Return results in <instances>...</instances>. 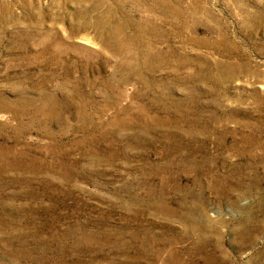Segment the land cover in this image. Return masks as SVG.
I'll list each match as a JSON object with an SVG mask.
<instances>
[{
    "label": "rangeland",
    "instance_id": "374dc122",
    "mask_svg": "<svg viewBox=\"0 0 264 264\" xmlns=\"http://www.w3.org/2000/svg\"><path fill=\"white\" fill-rule=\"evenodd\" d=\"M0 264H264V0H0Z\"/></svg>",
    "mask_w": 264,
    "mask_h": 264
},
{
    "label": "bare ground",
    "instance_id": "6f19581e",
    "mask_svg": "<svg viewBox=\"0 0 264 264\" xmlns=\"http://www.w3.org/2000/svg\"><path fill=\"white\" fill-rule=\"evenodd\" d=\"M111 15H109V17H110ZM110 19V18H109ZM113 20V19H112ZM107 21V20H106ZM115 22V21H114ZM112 23H113V21H112ZM105 25V24H104ZM109 25V24H108ZM109 27V26H108ZM88 41V40H87ZM107 42V41H106ZM104 43V42H103ZM106 44V43H105Z\"/></svg>",
    "mask_w": 264,
    "mask_h": 264
}]
</instances>
